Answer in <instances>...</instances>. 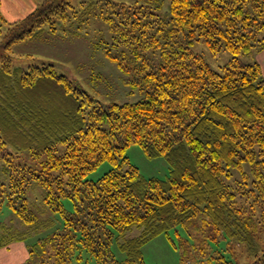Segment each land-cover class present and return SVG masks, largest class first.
I'll list each match as a JSON object with an SVG mask.
<instances>
[{"label":"trees","instance_id":"trees-1","mask_svg":"<svg viewBox=\"0 0 264 264\" xmlns=\"http://www.w3.org/2000/svg\"><path fill=\"white\" fill-rule=\"evenodd\" d=\"M92 20L109 35L95 48L137 101L103 103L52 64L12 63L14 45L83 34ZM0 23V213L6 205L24 229L49 230L29 243L27 230L0 222V249L24 242L23 264H145L143 246L174 231L183 264L189 253L197 264L242 254L264 264V79L241 58L264 46V0H42ZM197 42L231 58L214 70ZM134 145L164 158L168 178L141 177L126 157ZM103 163L110 170L87 179ZM35 187L59 228L38 220Z\"/></svg>","mask_w":264,"mask_h":264},{"label":"rangeland","instance_id":"rangeland-1","mask_svg":"<svg viewBox=\"0 0 264 264\" xmlns=\"http://www.w3.org/2000/svg\"><path fill=\"white\" fill-rule=\"evenodd\" d=\"M38 1L40 3L42 0ZM84 1L88 2L90 0H73V3ZM115 1L132 2L133 0ZM90 23L86 33L83 34L73 35L57 30L54 34L45 33L37 40L14 45L10 53L13 56L12 63L22 69L35 64H52L60 74L67 76L79 88L103 103L137 101L140 94L123 85V76L118 67L104 55L102 50L96 49L94 46V43L100 38H108L107 28L99 20H92ZM1 39L2 34H0V41ZM192 50L200 54L214 70H219L231 58V55L226 51L212 54L203 43L199 42L192 46ZM263 50L264 46L263 48L252 49L250 53L241 56V58L248 63H258L261 69V77L264 79L259 61ZM126 157L129 163L138 169L140 176L145 179L157 178L164 180L169 176L170 168L164 158H148L138 146L128 147ZM2 165L3 163L0 159L1 183L7 180L6 175L2 171ZM109 170L110 165L103 163L95 171L91 172L87 179L95 181ZM27 198L32 206L35 205L34 208L37 210L40 222H44L43 220H47L50 217L49 219L53 220L55 227H60L59 216L53 215L50 211L48 212L46 207L42 205V190L40 188L30 189ZM63 203L66 210L70 212L72 210L71 202L65 200ZM0 222L20 231L27 230L32 235V238L27 239L29 243L35 241L38 237H44L49 231L44 230L42 227H27L24 229L6 205L0 213ZM129 235L133 236L136 234L129 233ZM178 235L185 237V233L181 229L178 230ZM172 242L178 246V238L174 231L169 232V236L159 235L148 241L142 248L145 264H183L180 262V251L178 247H174ZM261 244L264 249V234L261 237ZM112 249L116 257L121 259L122 254L115 245H113ZM185 258V264H197V260H199V257L192 253L187 254ZM238 261L245 264L248 260L245 254H242Z\"/></svg>","mask_w":264,"mask_h":264},{"label":"crops","instance_id":"crops-1","mask_svg":"<svg viewBox=\"0 0 264 264\" xmlns=\"http://www.w3.org/2000/svg\"><path fill=\"white\" fill-rule=\"evenodd\" d=\"M39 4L38 0H0V14L9 22L24 18ZM264 75V50L259 57ZM28 258V251L24 242L10 244L0 249V264H23Z\"/></svg>","mask_w":264,"mask_h":264}]
</instances>
